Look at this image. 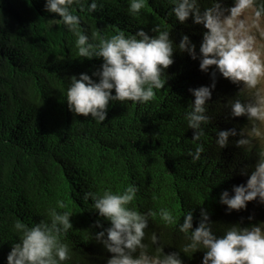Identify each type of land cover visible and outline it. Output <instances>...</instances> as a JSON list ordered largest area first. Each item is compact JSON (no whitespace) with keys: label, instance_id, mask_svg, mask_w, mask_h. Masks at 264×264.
I'll return each mask as SVG.
<instances>
[{"label":"trees","instance_id":"obj_1","mask_svg":"<svg viewBox=\"0 0 264 264\" xmlns=\"http://www.w3.org/2000/svg\"><path fill=\"white\" fill-rule=\"evenodd\" d=\"M103 2V11L81 14L89 34L104 30L111 35L114 29L134 33L139 28L152 34L153 25L161 24L176 44L186 34L199 49L203 27L169 18L166 2L148 0L135 16L129 14L128 0ZM52 18L45 11V0H0V264H7L12 244L18 242L14 221L39 222L40 214L58 199H64L67 210L74 213V230L68 235L74 249L70 264H106L111 254L92 240L90 231L101 230L94 227L98 219L105 228L109 223L81 197L84 191L107 186L115 190L139 185L135 203L141 211L169 207L182 220L184 209L195 207L194 227L203 207L216 223L217 234L228 225L264 222V204L257 201L230 214L219 203L221 192L246 183L240 168L255 164L251 154L234 144L219 148L211 131L247 123L244 117L226 115L225 105L239 91L237 85L218 74L209 101L214 120L206 151L193 164L187 156V150L195 147L190 142L193 130L187 128L183 113L194 100L189 89L210 85V72L201 71L198 60L177 51L166 70L165 89L154 100L143 105L110 103L104 124H97L91 115L72 113L65 99L70 78L81 73L91 76L102 60L81 61L75 37L63 24L49 28ZM249 216L254 219L249 221ZM152 231L163 237L166 254L179 251L186 242L176 225H165L158 216L149 236ZM203 255L200 251L189 258L181 253L184 264H202Z\"/></svg>","mask_w":264,"mask_h":264},{"label":"clouds","instance_id":"obj_2","mask_svg":"<svg viewBox=\"0 0 264 264\" xmlns=\"http://www.w3.org/2000/svg\"><path fill=\"white\" fill-rule=\"evenodd\" d=\"M161 2L169 6L167 16L179 24L191 20L203 27L198 50L186 34H181L176 44L172 33L161 24L153 25L152 34L143 28L134 33L114 29L111 35L104 30L89 34L81 14L103 11V0H45V11L53 14L49 28L65 26L75 37L81 61L102 60L91 76L81 73L70 78L65 99L69 110L78 116L91 115L95 123L104 124L110 103L147 104L165 89L169 79L166 70L174 64L175 53H187L199 61L201 71L210 72L212 81L189 89L194 100L185 109L183 120L193 130L190 142L195 147L187 150V156L195 164L206 151L208 129L214 120L209 101L220 74L239 88L225 105L227 117H244L247 123L224 130L213 127L215 143L221 149L234 144L251 154L255 164L240 168L246 183L233 185L231 192H221L219 203L229 214L246 210L249 202L264 204V0H231L230 4L227 0ZM147 3L128 0L129 14L139 15ZM139 192L140 186L135 183L123 189L107 186L83 192L81 199L91 201V210L109 223L105 228L98 219L94 227L101 230L94 234L90 231L92 240L111 254L106 264H184L181 253L192 258L200 251L204 253L202 264H264V222L247 227L228 225L223 234H217L207 209L200 208L194 227L195 207H186L182 220L169 207L141 211L135 203ZM67 209L66 201L58 199L40 214L39 222L15 220L12 231L18 242L12 244L7 264H70L74 249L68 235L74 230V213ZM157 216L184 234L186 242L179 251L166 254L163 237L154 231L149 236L151 222Z\"/></svg>","mask_w":264,"mask_h":264}]
</instances>
